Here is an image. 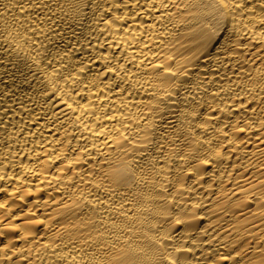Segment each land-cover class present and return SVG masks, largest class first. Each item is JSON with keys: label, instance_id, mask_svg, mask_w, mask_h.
<instances>
[{"label": "bare ground", "instance_id": "1", "mask_svg": "<svg viewBox=\"0 0 264 264\" xmlns=\"http://www.w3.org/2000/svg\"><path fill=\"white\" fill-rule=\"evenodd\" d=\"M0 264H264V0H0Z\"/></svg>", "mask_w": 264, "mask_h": 264}]
</instances>
